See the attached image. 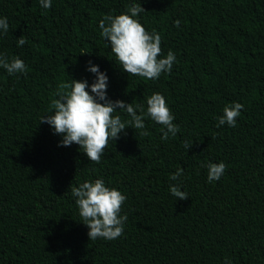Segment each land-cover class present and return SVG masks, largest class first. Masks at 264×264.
I'll use <instances>...</instances> for the list:
<instances>
[{
    "label": "trees",
    "instance_id": "obj_1",
    "mask_svg": "<svg viewBox=\"0 0 264 264\" xmlns=\"http://www.w3.org/2000/svg\"><path fill=\"white\" fill-rule=\"evenodd\" d=\"M138 2L146 12L136 19L161 35L163 55H176L156 80L127 76L99 34L105 15ZM0 18V55L27 67L0 68V264H264V0H52L49 9L0 0ZM89 61L113 101L146 110L147 97L164 96L176 136L162 140L146 118L150 135L129 126L99 164L76 144L58 146L40 119L54 113L61 83L93 82ZM234 103L244 105L236 127H217ZM210 162L226 165L212 183ZM177 168L184 174L171 181ZM96 179L127 197L118 239L89 240L81 223L71 188ZM176 183L188 199L171 195Z\"/></svg>",
    "mask_w": 264,
    "mask_h": 264
},
{
    "label": "clouds",
    "instance_id": "obj_2",
    "mask_svg": "<svg viewBox=\"0 0 264 264\" xmlns=\"http://www.w3.org/2000/svg\"><path fill=\"white\" fill-rule=\"evenodd\" d=\"M44 9L51 8L52 0H39ZM146 12L140 2L131 4L124 13L105 15L99 21L100 36L107 41L119 69L128 75L146 80H156L162 73H170L177 62L176 55L169 50L163 55L161 35L152 30L149 32L136 19L140 13ZM174 26L179 28L180 21ZM0 30L8 31L7 18H0ZM27 43L24 36L17 39V46ZM87 54V53H83ZM0 68L9 75L25 74L27 67L22 59L0 55ZM87 71L95 75L91 84L87 80L71 79L58 86L56 98L50 103L53 114L43 115L40 123L49 125L54 134L62 137L58 146L69 147L76 144L83 149V154L93 163L99 164L110 142L120 138L124 129L142 130L140 135L148 136L144 120L151 119L161 126V139L167 140L169 134L175 137L180 131L173 123L175 117L168 107L166 99L160 93H153L146 98V110L143 106H134L121 100H111L107 96V75L89 61ZM139 108V114H137ZM244 105L234 103L223 108V115L218 117L217 127L227 124L236 127L237 118ZM125 113L129 119L122 121L117 113ZM186 149L192 143L185 142ZM226 171L223 162L207 164V181H219ZM183 168L169 176L171 181H178L183 176ZM169 191L179 200L188 199V194L181 190L179 183L170 184ZM75 197L79 216L87 228L89 240H115L124 234L127 215H121L122 206L127 197L115 188L105 185L102 179L86 181L78 187L71 188ZM227 264V262H226Z\"/></svg>",
    "mask_w": 264,
    "mask_h": 264
}]
</instances>
